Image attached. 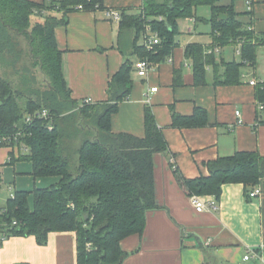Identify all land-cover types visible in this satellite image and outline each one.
Masks as SVG:
<instances>
[{"label":"trees","instance_id":"16d2710c","mask_svg":"<svg viewBox=\"0 0 264 264\" xmlns=\"http://www.w3.org/2000/svg\"><path fill=\"white\" fill-rule=\"evenodd\" d=\"M236 1L225 5L220 0H143L137 13L119 10V39L133 31L130 49L136 59L160 63L177 45V20L198 18L196 9L206 6L210 48L213 51L241 43L240 62H217L203 46L190 44L185 56L193 62L194 85L205 84L207 66L213 72V84L240 85L242 68H255L257 51L264 41L254 38L238 20ZM79 5L86 12L104 9L103 0H0V138L21 133L16 142L0 147H25L26 153L18 159L32 164L33 179H55L48 187L17 191L0 205V238L33 236L43 245L51 232H74L77 264H122L128 254L121 250L120 242L142 235L145 214L159 208L155 157L166 152L167 144L148 107L144 111V137L111 131V116L132 91L133 63L129 57L110 79L107 100L86 105L71 98L54 30L66 25L67 14ZM146 26L158 36L159 45L153 50L138 43ZM32 65L39 68L43 80L28 76ZM254 98L264 106V81L255 87ZM41 110H46L47 119L33 118L30 124L25 123V117ZM259 112L264 117V110ZM70 118L75 120L76 129L87 127L84 122L93 126L85 133L76 130L81 140L74 145L67 144L61 132L62 122ZM206 123L205 111L198 108L188 118L173 116L175 127ZM207 169L206 177L192 180L176 173V181L187 196L217 199L224 184L239 183L249 199V192L264 177V156L235 152L208 163Z\"/></svg>","mask_w":264,"mask_h":264},{"label":"crops","instance_id":"0c3cea01","mask_svg":"<svg viewBox=\"0 0 264 264\" xmlns=\"http://www.w3.org/2000/svg\"><path fill=\"white\" fill-rule=\"evenodd\" d=\"M142 1L103 0V10L73 11L66 16L68 23L54 30L56 46L62 51L63 75L73 100L104 102L108 83L126 57L133 64L137 60L130 49L134 32L127 31L120 40L119 23L105 17V10L137 13ZM250 1L251 12H246L245 0L235 2V12L254 38L264 41V0ZM220 2L227 5L230 0ZM199 13L201 17L182 19L186 22L182 26L185 33L180 31L170 56L154 63L145 78L139 77L132 67V91L111 116L113 133L142 138L144 111L148 107L167 144L166 152L155 157V200L159 208L145 214L142 235L128 236L120 242L121 250L128 254L122 264H237L248 249H253L258 257L243 264H264V177L258 183L261 194L257 197L246 198L244 186L239 183L224 184L217 199L199 196L204 201H216V210L202 213L195 212L190 196L176 181V173L187 180L206 177L208 163L231 157L235 152L264 156V117L254 98L255 87L264 81V57L260 60L257 55L254 69L242 68L240 85L213 84V72L207 66L205 84L195 86L193 62L185 56L188 45L203 46L205 53H213L217 62H240L236 45L212 52L209 8ZM259 47L264 49V45ZM2 73L0 67L1 77ZM251 81L256 83L250 84ZM152 88L157 91L150 92ZM196 108L205 111L204 126H173L175 114L188 118ZM25 149L0 147V190L6 189L7 199L21 189L31 191L45 183L33 179L30 162L19 161ZM21 175L31 178L30 190L23 185ZM75 244L76 235L69 231L51 232L43 245L33 236H11L0 242V264H77Z\"/></svg>","mask_w":264,"mask_h":264},{"label":"built area","instance_id":"2783aa9c","mask_svg":"<svg viewBox=\"0 0 264 264\" xmlns=\"http://www.w3.org/2000/svg\"><path fill=\"white\" fill-rule=\"evenodd\" d=\"M77 10L79 11H82L83 8L82 6H77L76 7ZM245 9H246V12H251L252 11V3L250 0H245ZM105 17H107L109 20H111L112 22L114 23H119L120 20H121V17H120V12H118L117 10L116 11H113V10H105ZM141 45H143L144 47H146V49L148 50H153L155 48V46L159 45V41H158V36L156 33H153L151 32V30H149V27H145V32L142 33L141 35ZM236 55H240V50H241V43H238L236 45ZM219 49L218 47L213 50L212 52H218ZM210 52V51H209ZM134 66V69H135V72L137 73V75L141 78H145L146 75H147V72L152 68L153 64L152 62H150L148 59H145V60H137L134 62L133 64ZM262 81H260L261 83ZM256 82L255 81H251L250 84H255ZM157 91V88H152L150 90V92L154 93ZM84 104L86 105H90V104H93V102L90 100H84L83 101ZM258 111H261V110H264V106L263 105H258L257 107ZM237 114V116H239V113L238 112H235ZM33 118H42V119H47V112L46 110H41V111H38V112H35L33 114V117L31 116H27L25 117V123L26 124H30L32 121H33ZM19 135L18 136H5L3 138H0V145H5L7 144V146L11 143H14L18 140L19 138ZM26 150V149H25ZM261 194V190L260 188H254L252 191L249 192V197L253 198V197H257ZM13 196V194L11 195V197ZM189 200H190V203H191V206L194 208L195 212L196 213H202V212H206L207 210H216L217 207H216V201L215 199L213 198V200H206L204 201L203 199H201L199 196H196V195H192L189 197ZM6 239H2L0 238V242L1 241H4ZM207 246L209 245V242L208 244H206ZM253 257H258L256 252H254L253 249H248L246 251V253L244 254V256L242 257V259L237 262V264H243L245 262H249L251 261V259Z\"/></svg>","mask_w":264,"mask_h":264},{"label":"rangeland","instance_id":"374dc122","mask_svg":"<svg viewBox=\"0 0 264 264\" xmlns=\"http://www.w3.org/2000/svg\"><path fill=\"white\" fill-rule=\"evenodd\" d=\"M158 1V0H157ZM206 9H208L206 6H201V7H199V8H197L196 9V11H195V15H197L198 17L201 15L202 16V14H200L199 12L202 10H206ZM200 16V17H201ZM184 23H186V22H184V20H182V19H179V20H177V25H176V27H177V29H178V34L176 35V37H175V41H176V39H179V33H180V31L182 30V26H183V24ZM185 27V26H184ZM183 32H184V30H182ZM185 33V32H184ZM139 42H141L140 41V39H139ZM138 42V43H139ZM22 45H25V40H22ZM257 55L258 56H260V60L261 59H263V57H264V49L262 48V47H259V49H258V51H257ZM232 58V57H231ZM235 59L236 60H239V57H237V56H235ZM30 74L28 75L29 77H31V80L32 79H34V77L35 78H37V79H39V80H43V77L41 76V74H40V72H39V68L38 67H34V65H32V66H30ZM10 77V76H9ZM11 79H13V78H15V79H17L18 77H10ZM13 86H16V85H14V83H13ZM69 118V117H68ZM63 124V126H62V128H61V132H63V135H64V138L66 139L65 140V142L68 144V143H72V145H74V144H78L79 142H80V140H81V135H80V133L78 134V133H76L75 131L77 130L78 132L80 131V130H82L84 133H85V131H87L88 130V128L90 129V127H91V129H92V125L91 124H86L85 122H84V124L87 126V127H85L84 129H82L83 128V126H81L80 128H78V129H76L75 128V126L77 125L76 124V122H75V120L73 121V118L71 119H66V120H64L63 122H62ZM88 132V131H87ZM76 133V134H75ZM29 163L28 162H26V165H28ZM24 167H26V166H24ZM21 181L23 182V185L24 186H28L27 188H29V189H27V190H30L32 187V180H31V178L29 179L26 175H21ZM29 181V182H28ZM42 181L43 182H45L44 184H38V186L37 187H48L53 181H55V179L53 178V179H49V180H43L42 179ZM41 181V182H42ZM31 184V185H30ZM3 190L4 191H6V189H4L3 188ZM21 190H24V189H21ZM4 191H2V190H0V205L1 206H4V203H5V200L7 199V196H8V192L7 193H5Z\"/></svg>","mask_w":264,"mask_h":264}]
</instances>
